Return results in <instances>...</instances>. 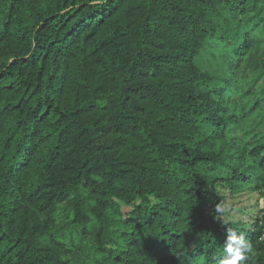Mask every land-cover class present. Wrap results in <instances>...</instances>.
Returning <instances> with one entry per match:
<instances>
[{"label":"trees","instance_id":"16d2710c","mask_svg":"<svg viewBox=\"0 0 264 264\" xmlns=\"http://www.w3.org/2000/svg\"><path fill=\"white\" fill-rule=\"evenodd\" d=\"M245 192L264 0H0V264H219L228 229L264 264V208L218 211Z\"/></svg>","mask_w":264,"mask_h":264},{"label":"rangeland","instance_id":"374dc122","mask_svg":"<svg viewBox=\"0 0 264 264\" xmlns=\"http://www.w3.org/2000/svg\"><path fill=\"white\" fill-rule=\"evenodd\" d=\"M262 208H264V201L257 194L245 192L238 197H231L228 193L227 200L218 208V211L224 213L223 217L227 221H240L245 224V227H249L253 223V218L259 214ZM129 211L131 208L124 209L125 214ZM59 233L62 241L69 246H76L80 242V238L70 231L62 230Z\"/></svg>","mask_w":264,"mask_h":264},{"label":"clouds","instance_id":"9594fccd","mask_svg":"<svg viewBox=\"0 0 264 264\" xmlns=\"http://www.w3.org/2000/svg\"><path fill=\"white\" fill-rule=\"evenodd\" d=\"M250 250L251 244L243 235L237 236L232 229H228L225 256L220 259L219 264H242L248 259L246 253Z\"/></svg>","mask_w":264,"mask_h":264},{"label":"built area","instance_id":"2783aa9c","mask_svg":"<svg viewBox=\"0 0 264 264\" xmlns=\"http://www.w3.org/2000/svg\"><path fill=\"white\" fill-rule=\"evenodd\" d=\"M264 237V236H263Z\"/></svg>","mask_w":264,"mask_h":264}]
</instances>
